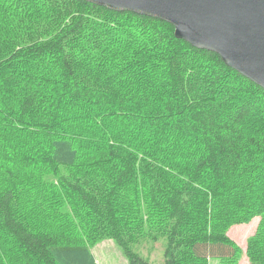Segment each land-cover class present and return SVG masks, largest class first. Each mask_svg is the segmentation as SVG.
<instances>
[{
    "label": "trees",
    "instance_id": "trees-1",
    "mask_svg": "<svg viewBox=\"0 0 264 264\" xmlns=\"http://www.w3.org/2000/svg\"><path fill=\"white\" fill-rule=\"evenodd\" d=\"M258 214L249 264H264L263 87L156 17L0 0V264H98L107 235L150 264L135 248L150 230L164 264H236L226 232Z\"/></svg>",
    "mask_w": 264,
    "mask_h": 264
},
{
    "label": "water",
    "instance_id": "water-1",
    "mask_svg": "<svg viewBox=\"0 0 264 264\" xmlns=\"http://www.w3.org/2000/svg\"><path fill=\"white\" fill-rule=\"evenodd\" d=\"M174 26V35L214 51L264 88V0H85Z\"/></svg>",
    "mask_w": 264,
    "mask_h": 264
},
{
    "label": "rangeland",
    "instance_id": "rangeland-1",
    "mask_svg": "<svg viewBox=\"0 0 264 264\" xmlns=\"http://www.w3.org/2000/svg\"><path fill=\"white\" fill-rule=\"evenodd\" d=\"M79 150L82 152L80 147ZM85 150L87 151L88 149ZM98 152L99 150L95 151L93 156L96 157ZM44 178L45 180H43L41 177V180H43L48 186L49 184L50 186L57 184V178L55 176L49 175L45 176ZM141 186L143 185L139 183V189ZM60 207L61 205L56 209H59ZM260 221L261 215L258 214L254 215L248 221L233 223L229 226L226 233L229 238L239 247V256L237 257L236 264H249L247 245L251 239L258 235ZM150 233L151 230L148 232V234L145 233L141 235L140 233L138 236H136L137 242L135 244V248L139 254L142 255L150 264H164L163 250L166 246V236L164 235L154 238ZM2 240L5 241L4 238H2ZM90 246L98 264H129L123 248L110 235L97 239L95 242L90 244ZM218 262H220V260L217 259V256H212V258L208 260V264H218Z\"/></svg>",
    "mask_w": 264,
    "mask_h": 264
}]
</instances>
